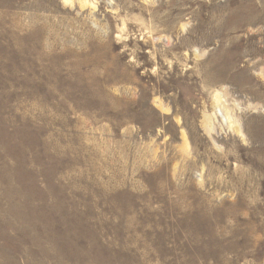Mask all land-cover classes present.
Wrapping results in <instances>:
<instances>
[{"label": "rangeland", "instance_id": "374dc122", "mask_svg": "<svg viewBox=\"0 0 264 264\" xmlns=\"http://www.w3.org/2000/svg\"><path fill=\"white\" fill-rule=\"evenodd\" d=\"M0 264H264V0H0Z\"/></svg>", "mask_w": 264, "mask_h": 264}, {"label": "bare ground", "instance_id": "6f19581e", "mask_svg": "<svg viewBox=\"0 0 264 264\" xmlns=\"http://www.w3.org/2000/svg\"><path fill=\"white\" fill-rule=\"evenodd\" d=\"M68 2V1H67ZM261 25V24H260ZM260 46V45H259ZM157 105L161 108V109H165L164 107H163V105L160 103V102H158L157 103Z\"/></svg>", "mask_w": 264, "mask_h": 264}]
</instances>
